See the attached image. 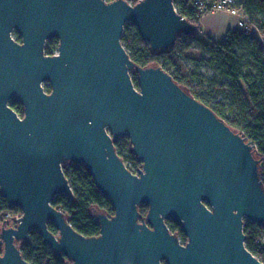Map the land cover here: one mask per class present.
Wrapping results in <instances>:
<instances>
[{
    "label": "water",
    "instance_id": "water-1",
    "mask_svg": "<svg viewBox=\"0 0 264 264\" xmlns=\"http://www.w3.org/2000/svg\"><path fill=\"white\" fill-rule=\"evenodd\" d=\"M129 22L154 51L199 29L174 0H0V193L22 210L0 227V264H31L18 246L31 231L65 264H264L244 231L245 220L264 227L255 144L161 65H137L121 41ZM54 38L58 54L47 55ZM122 137L137 173L115 149ZM69 161L114 208L94 210L98 235L77 232L53 205L73 197Z\"/></svg>",
    "mask_w": 264,
    "mask_h": 264
},
{
    "label": "trees",
    "instance_id": "trees-1",
    "mask_svg": "<svg viewBox=\"0 0 264 264\" xmlns=\"http://www.w3.org/2000/svg\"><path fill=\"white\" fill-rule=\"evenodd\" d=\"M219 1L199 0L195 3L194 0H174V5L182 16L199 26L202 14L210 12ZM132 2L135 4L138 0ZM231 7L241 9L250 24L257 26L260 32L264 33V0H234ZM15 37L21 40L17 32ZM121 41L137 65L143 67L161 65L190 94L209 106L231 128L251 140L256 147L255 155L261 160L259 171L264 184V48L261 47L256 32L251 28L248 31H230L220 42L209 38L204 40L194 32L179 35L170 48L154 51L143 40L137 27L129 22L124 27ZM194 42L207 49L208 56L202 57L200 62L208 63L213 68L215 72L213 76H206L197 69L185 76L179 71H171L168 67L174 66V57L184 55ZM58 44L57 38L48 40L46 49L54 48ZM132 75L137 86V73ZM45 89L50 90V86L46 84ZM218 92L224 93L225 97L217 100L213 95ZM10 105L18 114H24L22 104L12 101ZM130 147L128 138H121L115 142L117 153L128 169L135 172L142 166V162L131 152ZM63 169L72 186L73 197H68L64 193L59 194L54 198L53 205L63 211L66 219L77 232L85 236L98 235L100 226L96 221L94 210L108 215L113 214L111 201L97 188L84 164L69 161ZM17 210L20 208L9 207L0 193V227L4 222L3 215ZM139 210L144 217L148 205L141 204ZM168 226L171 232L176 233L182 240H187L179 223L168 220ZM49 228L57 233L52 223H49ZM244 231L247 235V248L264 261V227L245 220ZM18 246L23 257L31 264L66 263L64 258L57 256L43 242L36 231H31L26 240L18 242Z\"/></svg>",
    "mask_w": 264,
    "mask_h": 264
},
{
    "label": "crops",
    "instance_id": "crops-1",
    "mask_svg": "<svg viewBox=\"0 0 264 264\" xmlns=\"http://www.w3.org/2000/svg\"><path fill=\"white\" fill-rule=\"evenodd\" d=\"M240 16L228 11L205 12L202 14L197 35L207 40L208 38L220 42L223 41L228 32L240 31L239 28ZM257 36L262 48H264V33L262 34L257 26L250 27Z\"/></svg>",
    "mask_w": 264,
    "mask_h": 264
},
{
    "label": "rangeland",
    "instance_id": "rangeland-1",
    "mask_svg": "<svg viewBox=\"0 0 264 264\" xmlns=\"http://www.w3.org/2000/svg\"><path fill=\"white\" fill-rule=\"evenodd\" d=\"M133 3L132 0H128ZM208 56L207 49L201 46L199 43L194 42L192 47L188 49L184 55L179 57H174V66H168L171 71H179L183 75L187 76L191 71L197 69L199 72L203 73L206 76H213L215 74L213 68L208 63L200 62L202 57ZM133 77V75H132ZM47 83H44V86ZM225 90L228 91V88L225 87ZM217 100L225 97V94L218 92L213 95ZM7 212L6 214H8ZM4 214L3 217L6 215ZM264 243V240H263Z\"/></svg>",
    "mask_w": 264,
    "mask_h": 264
},
{
    "label": "built area",
    "instance_id": "built-area-1",
    "mask_svg": "<svg viewBox=\"0 0 264 264\" xmlns=\"http://www.w3.org/2000/svg\"><path fill=\"white\" fill-rule=\"evenodd\" d=\"M195 3H198L199 0H194ZM234 0H220L210 11L211 12H217V11H228L233 14H237L240 16L239 21V28L240 30L248 31L250 27L253 26V24H250V21L248 17L241 11V9L232 8L231 4ZM131 3V2H130ZM255 26V25H254ZM45 54L47 55H56L58 54V45L54 48H45ZM66 163L63 164L66 165ZM141 168V167H139ZM138 169L135 171L137 173ZM22 216V210H17L14 212H9L3 217L4 223L9 226H15L17 223L16 218H19Z\"/></svg>",
    "mask_w": 264,
    "mask_h": 264
},
{
    "label": "flooded vegetation",
    "instance_id": "flooded-vegetation-1",
    "mask_svg": "<svg viewBox=\"0 0 264 264\" xmlns=\"http://www.w3.org/2000/svg\"><path fill=\"white\" fill-rule=\"evenodd\" d=\"M16 33V32H15ZM15 33L13 34V37L16 39V37H15ZM17 40V39H16ZM17 41H21V40H17ZM46 46H47V43H46ZM122 138H125V137H122ZM119 139H121V138H119ZM118 139V140H119ZM180 238V237H179ZM180 240H181V242L182 243H185L186 241H184V240H182L181 238H180Z\"/></svg>",
    "mask_w": 264,
    "mask_h": 264
}]
</instances>
